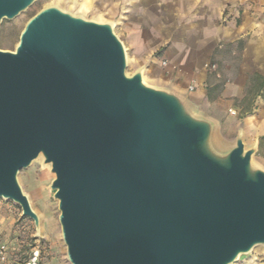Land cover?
I'll return each mask as SVG.
<instances>
[{
  "label": "water",
  "instance_id": "95a60500",
  "mask_svg": "<svg viewBox=\"0 0 264 264\" xmlns=\"http://www.w3.org/2000/svg\"><path fill=\"white\" fill-rule=\"evenodd\" d=\"M37 1L0 0V27ZM127 68L113 23L58 6L0 48V199L39 233L19 174L40 160L70 264H235L264 247L259 142H224L217 120Z\"/></svg>",
  "mask_w": 264,
  "mask_h": 264
},
{
  "label": "rangeland",
  "instance_id": "374dc122",
  "mask_svg": "<svg viewBox=\"0 0 264 264\" xmlns=\"http://www.w3.org/2000/svg\"><path fill=\"white\" fill-rule=\"evenodd\" d=\"M48 6H58L75 15L97 22L113 23L116 34L124 42L127 50L128 75L134 74L136 70L143 67L146 82L153 86L156 85L146 74L148 67L146 65L138 67L135 62V51L132 45L136 41L129 38L130 33L128 34L133 27L130 24V16H137L147 33L157 28L159 22L162 23L161 27L168 24L166 26L170 25L171 29V24L177 23L174 25L181 26L185 20V0H160L154 6H148L143 0H38L15 20L3 21L0 27V48L5 51H15L27 22ZM234 6L236 7H234L233 15L226 10L224 17L226 20L237 21L240 36L229 42V45H226L219 54L223 64H210L209 68L220 75L219 86L228 82H236L240 75L246 74V83L243 80L242 85H245L244 94L247 98L225 99L217 106L221 111L226 112L224 117L220 115V119L212 116L213 108H210V114L188 100L199 112L217 120L219 134L224 142H234L239 132L245 134L247 146L259 142L255 162L264 168V98L256 95L260 82L258 80L248 82L249 76L257 73L255 70L264 71V64L260 65V61H257V57L253 55V52H258L255 47L257 45L259 50L261 39L264 36V0H238ZM249 43L254 45L253 52H248V56L243 57ZM163 48H159L154 53L155 59H160L159 55L164 50ZM261 58V60L264 59V54ZM161 63L163 67L168 65L166 59ZM261 75L264 76V73ZM226 101L230 103L228 106ZM53 179L54 176L48 168L42 166L40 160L19 174L20 186L29 198L32 208L40 216L41 230L39 233L34 222L23 217L20 206L12 201L0 199V239L8 245L13 243L21 251L19 253L21 263L29 256L33 248L38 247L42 253L41 264H70L67 259L66 246L62 240L58 201L53 198L50 190ZM235 264H264V247H258L250 254L242 256Z\"/></svg>",
  "mask_w": 264,
  "mask_h": 264
},
{
  "label": "crops",
  "instance_id": "0c3cea01",
  "mask_svg": "<svg viewBox=\"0 0 264 264\" xmlns=\"http://www.w3.org/2000/svg\"><path fill=\"white\" fill-rule=\"evenodd\" d=\"M143 1L148 6H154L160 0ZM235 2L237 3L238 0H185V20L181 26L174 23L171 24L170 29V25L165 24L161 27L162 23L159 22L157 28L148 33L142 28L137 16H130V24L133 27L129 25L132 29L128 31V34L130 33L129 38L136 41L132 45L136 65L148 67L146 74L156 86L175 91L210 114V108H213L212 116L217 119L221 118L220 115L223 117L226 115L225 111L217 107L225 99L247 98L244 94L245 85H242L243 80L247 79L246 74L240 75L236 82L219 86L220 75L209 68L210 64H223L219 54L226 45H229V42L240 36L237 21L226 20L224 17L226 10L233 15ZM261 42L259 50L257 45L255 47L258 52L252 51L253 43L247 44L243 57L248 56V52H253L257 61H260L259 64L263 65L264 59L261 60V57L264 54V36ZM159 48L164 50L159 55L160 59H155L154 53ZM165 59L168 65L163 67L161 62ZM255 72L257 73L249 76L248 82L254 81L255 75L264 79L261 75L264 73L263 70H255ZM240 73H242L241 70ZM226 103L227 106L230 104L229 101ZM0 242L5 243L1 239ZM8 246L9 257L5 264H24L27 258L23 263L20 262L21 251L13 243Z\"/></svg>",
  "mask_w": 264,
  "mask_h": 264
},
{
  "label": "built area",
  "instance_id": "2783aa9c",
  "mask_svg": "<svg viewBox=\"0 0 264 264\" xmlns=\"http://www.w3.org/2000/svg\"><path fill=\"white\" fill-rule=\"evenodd\" d=\"M9 251L10 249L8 244L4 242H0V264H5L8 262ZM41 262H42L41 250L38 247H35L31 250L24 264H41Z\"/></svg>",
  "mask_w": 264,
  "mask_h": 264
},
{
  "label": "trees",
  "instance_id": "16d2710c",
  "mask_svg": "<svg viewBox=\"0 0 264 264\" xmlns=\"http://www.w3.org/2000/svg\"><path fill=\"white\" fill-rule=\"evenodd\" d=\"M254 78L260 82V86L257 89V95H260L264 98V79L259 75H255Z\"/></svg>",
  "mask_w": 264,
  "mask_h": 264
},
{
  "label": "bare ground",
  "instance_id": "6f19581e",
  "mask_svg": "<svg viewBox=\"0 0 264 264\" xmlns=\"http://www.w3.org/2000/svg\"><path fill=\"white\" fill-rule=\"evenodd\" d=\"M146 79L144 78V81H145Z\"/></svg>",
  "mask_w": 264,
  "mask_h": 264
}]
</instances>
